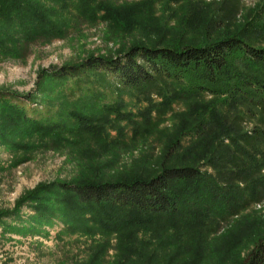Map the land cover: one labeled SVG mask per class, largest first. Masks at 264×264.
<instances>
[{"label": "rangeland", "instance_id": "rangeland-1", "mask_svg": "<svg viewBox=\"0 0 264 264\" xmlns=\"http://www.w3.org/2000/svg\"><path fill=\"white\" fill-rule=\"evenodd\" d=\"M23 1L0 21V264L238 263L264 236V192L215 225H192L182 215L178 223L122 231L131 216L125 211L101 226L94 216L101 209L63 193L19 201L41 184L151 177L162 162L195 163L221 180L209 157L247 149L238 134L264 128L255 104L264 94H251L253 102L208 91L178 95L169 81L129 88L95 70L58 72L137 43L220 39L264 15V0ZM252 73L264 78V69Z\"/></svg>", "mask_w": 264, "mask_h": 264}, {"label": "trees", "instance_id": "trees-1", "mask_svg": "<svg viewBox=\"0 0 264 264\" xmlns=\"http://www.w3.org/2000/svg\"><path fill=\"white\" fill-rule=\"evenodd\" d=\"M23 2L0 0V21L7 20L5 13L20 10ZM104 8L108 16L115 17L118 13L106 4ZM256 39L264 40L263 13H258L249 27L245 25L241 31L217 40L181 45L137 43L116 56H90L80 65L64 67L58 76L67 78L78 70L89 69L102 77L115 76L124 87L140 88L169 81L180 87L178 95L208 91L216 95L227 93L230 100L241 98L253 102L251 94H264V78L252 73L254 67L264 69V45H259ZM255 104L264 111V99ZM237 141L247 149L239 146L240 154L225 149L222 157L215 154L209 157L210 163L221 172V180L213 179L195 163L162 162L160 171L151 177L41 184L24 194L19 204L56 191L72 196L77 206L101 209L94 213L95 222L101 226L117 210L128 212L131 216L118 231L151 225L154 221L172 224L182 215L184 222L192 225H215L261 199L264 192V150L259 147L264 143V128H256L252 135L241 132ZM50 213L53 218L63 216ZM236 264H264V236Z\"/></svg>", "mask_w": 264, "mask_h": 264}]
</instances>
